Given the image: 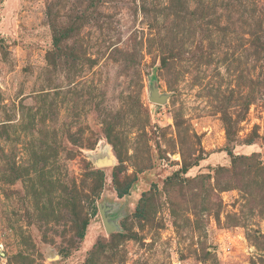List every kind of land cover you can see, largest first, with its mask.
I'll list each match as a JSON object with an SVG mask.
<instances>
[{
    "label": "rangeland",
    "instance_id": "374dc122",
    "mask_svg": "<svg viewBox=\"0 0 264 264\" xmlns=\"http://www.w3.org/2000/svg\"><path fill=\"white\" fill-rule=\"evenodd\" d=\"M0 264H264V0H0Z\"/></svg>",
    "mask_w": 264,
    "mask_h": 264
}]
</instances>
